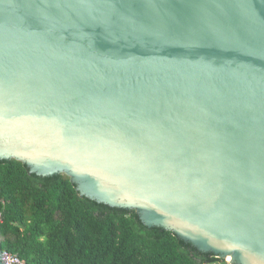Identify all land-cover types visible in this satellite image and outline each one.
<instances>
[{
    "label": "water",
    "instance_id": "water-1",
    "mask_svg": "<svg viewBox=\"0 0 264 264\" xmlns=\"http://www.w3.org/2000/svg\"><path fill=\"white\" fill-rule=\"evenodd\" d=\"M8 160L264 264V0H0Z\"/></svg>",
    "mask_w": 264,
    "mask_h": 264
},
{
    "label": "trees",
    "instance_id": "trees-1",
    "mask_svg": "<svg viewBox=\"0 0 264 264\" xmlns=\"http://www.w3.org/2000/svg\"><path fill=\"white\" fill-rule=\"evenodd\" d=\"M0 249L25 264H227L16 160L0 161Z\"/></svg>",
    "mask_w": 264,
    "mask_h": 264
},
{
    "label": "built area",
    "instance_id": "built-area-1",
    "mask_svg": "<svg viewBox=\"0 0 264 264\" xmlns=\"http://www.w3.org/2000/svg\"><path fill=\"white\" fill-rule=\"evenodd\" d=\"M4 258L7 264H25L23 261H21L17 257L8 255L6 253H4Z\"/></svg>",
    "mask_w": 264,
    "mask_h": 264
},
{
    "label": "rangeland",
    "instance_id": "rangeland-1",
    "mask_svg": "<svg viewBox=\"0 0 264 264\" xmlns=\"http://www.w3.org/2000/svg\"><path fill=\"white\" fill-rule=\"evenodd\" d=\"M228 257H226V259H224L225 263H229V260L227 259Z\"/></svg>",
    "mask_w": 264,
    "mask_h": 264
},
{
    "label": "bare ground",
    "instance_id": "bare-ground-1",
    "mask_svg": "<svg viewBox=\"0 0 264 264\" xmlns=\"http://www.w3.org/2000/svg\"><path fill=\"white\" fill-rule=\"evenodd\" d=\"M226 259V258H225ZM228 260L230 259V257L227 258Z\"/></svg>",
    "mask_w": 264,
    "mask_h": 264
}]
</instances>
